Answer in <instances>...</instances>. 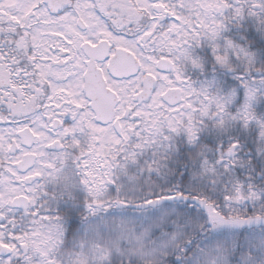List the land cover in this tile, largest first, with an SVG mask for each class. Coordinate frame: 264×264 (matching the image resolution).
<instances>
[{"label":"snow or ice","instance_id":"1","mask_svg":"<svg viewBox=\"0 0 264 264\" xmlns=\"http://www.w3.org/2000/svg\"><path fill=\"white\" fill-rule=\"evenodd\" d=\"M0 264H264V0H0Z\"/></svg>","mask_w":264,"mask_h":264}]
</instances>
